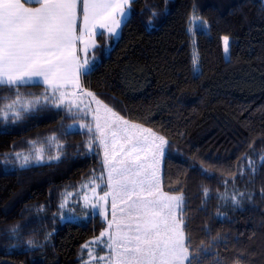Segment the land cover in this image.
Returning <instances> with one entry per match:
<instances>
[{"label": "trees", "instance_id": "1", "mask_svg": "<svg viewBox=\"0 0 264 264\" xmlns=\"http://www.w3.org/2000/svg\"><path fill=\"white\" fill-rule=\"evenodd\" d=\"M131 10L118 37L97 35L83 88L166 141L161 189L184 197L200 264H264V0H135ZM102 175L87 113L58 109L42 85L0 88V264H87L83 246L104 223L72 193Z\"/></svg>", "mask_w": 264, "mask_h": 264}, {"label": "snow or ice", "instance_id": "2", "mask_svg": "<svg viewBox=\"0 0 264 264\" xmlns=\"http://www.w3.org/2000/svg\"><path fill=\"white\" fill-rule=\"evenodd\" d=\"M28 2L31 0H0V88L11 90L43 84L52 90L53 101L59 100L55 103L58 109L69 95L91 97L97 105L93 119L99 143L105 149L108 190L91 207L99 209L98 214L106 218V209L100 201L107 204L111 197L112 219L100 237L89 243L96 244L108 237L107 247L112 253L108 264H200L198 255L191 250L190 235L186 231L184 197L169 196L160 190L155 165L156 153L163 155L166 152L164 138L149 129L131 131L127 121L103 105L95 94L85 93L80 85L81 77L88 76L93 70L96 58L85 59L81 63L77 57V41L85 45L82 51L87 54L89 45L85 37L91 39L94 34L102 35L95 31L97 28L107 29L109 37H116L129 21L131 4L135 0H82V26L77 25L76 19L78 0H34L40 5L37 8H26L25 3ZM223 42L227 53L229 38L224 37ZM95 47L92 43L91 48ZM197 68L198 61L194 59L193 72ZM70 85L77 91L69 94L66 89ZM56 93H59L58 98ZM44 99L48 101L49 97L45 95ZM67 102L69 111L72 107H79L75 99ZM38 104V100L30 102L27 107L17 110L12 118L21 119V111L30 112ZM101 107L111 113V118L101 117ZM11 108L12 105H9L4 111L3 119L9 118ZM87 111L92 113L91 107ZM113 127L116 130L110 131ZM131 129H138V126L131 125ZM109 131L113 147L111 159L108 152ZM118 135L120 140L116 139ZM118 143L119 151H115ZM16 159H20V154ZM53 159L58 161L60 157ZM261 159L264 160V157ZM42 161V156L36 157L37 164ZM29 166V157L25 156L19 167L25 169ZM92 190L96 191L95 188ZM208 191L204 189L206 198ZM232 203L240 206V201L235 198H232ZM65 206L61 203L59 207L64 209ZM16 230L12 229L13 234ZM28 243L31 246L33 242ZM205 247L203 244L199 246L200 249ZM99 260L105 261V257H99Z\"/></svg>", "mask_w": 264, "mask_h": 264}, {"label": "rangeland", "instance_id": "3", "mask_svg": "<svg viewBox=\"0 0 264 264\" xmlns=\"http://www.w3.org/2000/svg\"><path fill=\"white\" fill-rule=\"evenodd\" d=\"M199 21H200L199 19H196L195 17H192V19H191L192 28L190 27L192 35H194V33H193V30L195 29L194 27L196 25L200 24ZM223 38L224 37H222L221 42H222L224 58L228 59V51H227V53L225 52ZM192 44H194V37L193 36H192ZM77 57H79L78 52H77ZM81 63H83V60H82ZM40 85H42L44 88H46L45 85H43V84H40ZM80 85H81V79H80ZM47 90L52 92L51 89H47ZM66 91L69 94H71V93L76 92L77 89L74 86L70 85L66 89ZM52 96H53V94H52ZM56 97L57 98L59 97V93H56ZM70 99H75L77 101V103L79 104V107H72L71 110H73L74 112L76 110H79V111L82 110L83 113H87L89 115V117L91 119H93V114L95 113V109L97 108V105L94 102H92V98L91 97H87V100H86L84 97H73V96L69 95L66 98L65 104L63 105V107H67L69 109L67 101L70 100ZM81 100H82V103H80ZM54 102L58 103L59 100L56 99ZM89 107H91L92 113H88L87 109ZM107 114H108L107 116H109V118H111V113H107ZM100 115H101V117H104L101 111H100ZM122 120L123 121H127V120H125L123 118H122ZM127 122H128L127 127L129 126V129L131 131H133V130L134 131H138L139 129H147V128L139 125V124L131 123L129 121H127ZM101 123L102 124L104 123L103 119L101 120ZM93 124H94V129H95V132H96V121L94 119H93ZM131 125H137L138 129H131ZM121 126L124 127L123 124ZM77 127H82V124H73V125L70 126V129L73 130V129H76ZM115 130H116L115 127H113L110 131H115ZM110 131H109V140H108L109 159H111V153L113 151L112 137H111ZM151 133H153V132L151 131ZM153 134H155V133H153ZM96 135H97V139H98V143H99V133L96 132ZM143 135H148V133H143ZM155 135L158 136V137H161V136H159L157 134H155ZM116 139L120 140V136L118 135L116 137ZM157 143H160V141H157ZM165 144H166V141H165ZM165 144H164V147H165ZM119 147H120V145L118 143L116 145L115 151H119ZM99 148H100L102 163L104 165V152H105V149H104V147L102 145H100V143H99ZM162 156L163 155H161L160 152L156 153L157 163H156L155 166H156V169H157V176L159 174L160 177H161V168H162V165H161ZM107 185H108V177H107V171L105 170V165H104L103 166V175H102L101 178H99L98 180L97 179H89V180L85 181L82 184V186L78 189V191L76 193H72V194L75 195V196L79 195L82 207H86V208L90 209L92 211V213L99 215L98 214L99 213V209H93L91 207V205L94 204V203H97V198L99 196H103L104 192L108 190ZM93 188L96 189L95 192H93V190H92ZM160 190H161V188H160ZM161 192L166 193L163 190H161ZM166 194H168L169 196H180L178 194L177 195L176 194H169V193H166ZM71 195L68 196V200H67L68 201L67 209H68V212H69L68 218H69V220H76L77 221V220L80 219V214H79L78 209H77V204L78 203L75 204L76 203V199L70 198ZM85 197H87V200L85 199ZM100 204L106 209V218H105V216H100L99 215L100 219L104 223V227L100 231V234H101V232H103L108 227V221H110L112 219L111 197L108 198L107 204H104L103 201H100ZM100 234L88 241V243L86 244V245H88V247H84L87 250V264H108V258L112 255L111 251L107 247V243H108V237L107 236H105L102 241H100V242H98L96 244H90L89 243V242L93 241L95 238L100 237ZM99 257H105V261H100Z\"/></svg>", "mask_w": 264, "mask_h": 264}, {"label": "crops", "instance_id": "4", "mask_svg": "<svg viewBox=\"0 0 264 264\" xmlns=\"http://www.w3.org/2000/svg\"><path fill=\"white\" fill-rule=\"evenodd\" d=\"M22 2H24V0H22ZM39 6L40 5L38 3H35L34 0H31V2H28V3H25V7L26 8H37ZM76 19H77V25L78 26H82V22H83V18H82V0H78V2H77V16H76ZM95 31H98L100 33H105L106 35H108L107 29L97 28ZM76 34L79 35V30H77V33ZM119 34H120V32H119ZM119 34L116 37H118ZM96 37H97V35H95V34L91 37V39H89L87 36L85 37V40L87 41V43L89 45V51L87 52V54H85V52L82 51V49L84 48L85 45L82 44V43H80L79 41H77L76 48H77V52L79 54V57H78V60L79 61L82 62V60L84 61L85 59H88L89 60V54L94 50V49L91 48V45H92V43H94L95 45L97 44ZM116 37H114V38H116ZM81 87L83 88V85H82V77H81ZM83 90H84L85 93H87V91L84 88H83ZM48 92L50 94H53L50 91H48ZM84 98L87 100V97L86 96H84ZM100 111L102 112L103 116H107L108 115L107 112H105L104 108L101 107ZM162 159H163V156H162ZM161 165H162V160H161ZM158 177H159V184H160V188H161L162 168H161V177L159 176V174H158Z\"/></svg>", "mask_w": 264, "mask_h": 264}]
</instances>
